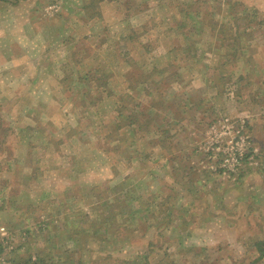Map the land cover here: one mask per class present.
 Masks as SVG:
<instances>
[{
    "label": "rangeland",
    "instance_id": "1",
    "mask_svg": "<svg viewBox=\"0 0 264 264\" xmlns=\"http://www.w3.org/2000/svg\"><path fill=\"white\" fill-rule=\"evenodd\" d=\"M13 1L0 2V264H264V127L259 141L251 124L264 125V0ZM234 31L251 33L249 58L225 81ZM142 69L164 72L135 94ZM139 102L161 126L116 131ZM225 124L260 147L235 176L208 157ZM111 199L116 237L95 227Z\"/></svg>",
    "mask_w": 264,
    "mask_h": 264
},
{
    "label": "trees",
    "instance_id": "2",
    "mask_svg": "<svg viewBox=\"0 0 264 264\" xmlns=\"http://www.w3.org/2000/svg\"><path fill=\"white\" fill-rule=\"evenodd\" d=\"M1 1H6V2L8 1L9 2V0H0V2ZM18 2H19V0L13 1V3H18ZM228 9L230 11L229 18H231V15H232L231 12H232L233 8L230 6ZM252 13H253V15H256L257 17L260 16L258 14V12H256L255 10ZM248 23L251 24V22H248ZM224 24H227V23H224ZM251 29H252V27H251ZM251 29H249V32H250ZM234 33L235 34L227 35V36H230V37H228V40H226L227 37H226L225 33L220 38V41H221L222 45L224 46L223 47V55L227 57V58H224L225 61L222 63V65H221L222 67H220L222 74L224 72V65H226V66L230 65L232 63V61H234V60L238 61L241 58H247V59L249 58V55L247 53L249 44H244V38L245 37L247 38L251 33L248 34V35H243V32H240V31H234ZM133 38L134 37H132V39ZM230 38H231V40H230ZM133 41H135V40H133ZM138 69H141V68H138ZM154 72H158V73L162 72L163 73L164 70L163 71L162 70L159 71V70L156 69V70H154L152 72H146L143 69H142V71L141 70H136V71L135 70H131V71H129V74L131 73L130 79L132 80V81H130L131 85L128 86L129 90L134 91L135 94H140L142 91H145L146 89H145L144 85L146 86V84L152 80V75H153ZM134 76L136 77V79H133ZM223 77H224L223 80L227 81L228 79L233 77V74L224 73ZM95 78L97 80H99L97 77H95ZM100 79H102V78H100ZM242 79H244V75H240L239 76V80H242ZM176 80H178V81L181 80L180 75H177V77L174 78V82ZM100 84H101V86H103V87H101L102 90L106 91L107 90L105 88V86L107 85L106 81L102 82V83L100 82ZM126 97H129L130 100H134L133 95L126 94ZM122 101H125L124 98H121L119 102H121V104H122ZM141 104H142L141 102L137 103L134 108L130 109V111H128V108H125L124 105L119 109V110H121V113H120L121 117H119V118L117 117V119H119L120 121H119V123L116 124V126L113 125L115 127L116 131L118 129H122L124 127L126 129H127V127H130L129 128L130 132H131L130 137H134V135H140L139 132L142 129H145L146 131H150V128H152V126L153 127L154 126H161L160 124L156 123V122H158L157 119H158L159 113L157 112L156 114H154V112H151V109L154 108V106H151V108L147 109V110L144 109L145 111L144 110L141 111L140 114L137 112V109H138L139 106H141ZM149 114H150V116H151V114H154V115L150 117ZM154 117H156V118H154ZM0 127L3 128V131L7 130L2 123H0ZM111 127H112V125H111ZM110 136L111 135H109V137ZM120 138H122V137H120ZM163 144L161 145V147L167 148L166 139H164V143ZM171 147H173V145H170L169 148H171ZM171 160L172 161H174V160L179 161V163L183 162V159H181V161H180V158L177 159V157H171ZM181 166L182 165H179L178 168L181 167ZM183 167L185 168V170L187 169L186 165H183ZM189 169L192 170L191 167H189ZM134 190H136V189H134ZM123 191H124V189L120 191L121 194H123ZM164 198L159 196V193L155 194V199L153 198L152 200H149L151 202V203L149 202V204L145 203V202L141 203L140 209H142V208L143 209H147L150 205L153 204V202H156V200H161V201H159L160 205L164 204V202H165ZM166 198H167V200L169 199L168 197H166ZM163 199H164V201H162ZM117 200L118 199L107 200L109 202V204H110L107 207H111V208H109L108 212L103 207H101L102 205H97V208H98V216L97 217L101 216L100 223L98 222V223L95 224L96 231H98V233L102 232V231H100V229H98V227H104L105 231L108 232L107 233L108 236L116 237V235H117L116 231H114V229H111V225H113L112 223L114 222L112 220L113 219H115V220L117 219L116 215L112 213L113 209H116L117 211L120 210L113 203V202H117ZM14 207H16V206H14ZM165 218L166 217H164L163 219H165ZM182 220H183L184 224H188L190 222V220L187 221L185 217L182 218ZM8 226H9L8 230L9 231H11V230L13 231V228L11 227V225H8ZM85 232H88V231H85ZM13 234L17 235L15 232H13L11 234V236ZM255 244H256V251L259 253V257H258L257 260H261V259L264 258V240H258ZM46 258L47 257H45L44 254H40L39 258H38V261L35 262V261H32V258L29 255V258L26 259V260H27L28 264H29L30 261H32V264H44V263H46L45 262ZM67 263H69V262H67Z\"/></svg>",
    "mask_w": 264,
    "mask_h": 264
},
{
    "label": "built area",
    "instance_id": "3",
    "mask_svg": "<svg viewBox=\"0 0 264 264\" xmlns=\"http://www.w3.org/2000/svg\"><path fill=\"white\" fill-rule=\"evenodd\" d=\"M220 132L219 138L216 139V145L213 148L210 146L212 150L208 155L216 165V167L212 166L214 171L235 176L245 169V163L249 162L252 166L257 164L258 149L253 144V138L248 132L247 126L243 124L237 129L233 124H225ZM224 139H227V142L223 146L220 143Z\"/></svg>",
    "mask_w": 264,
    "mask_h": 264
},
{
    "label": "crops",
    "instance_id": "4",
    "mask_svg": "<svg viewBox=\"0 0 264 264\" xmlns=\"http://www.w3.org/2000/svg\"><path fill=\"white\" fill-rule=\"evenodd\" d=\"M251 118H252L251 119V124H252V128H253V134H254L255 138L260 141L261 140V132H260V130H261V127H264V125L258 124L259 123V119H258L259 117H251ZM252 138H253V136H252ZM255 144L257 145L256 148L259 149L260 148L259 144L256 143V141H255ZM250 177H248L246 180H244V182H241L239 184V187L241 188V190L244 188L246 183L249 181Z\"/></svg>",
    "mask_w": 264,
    "mask_h": 264
}]
</instances>
